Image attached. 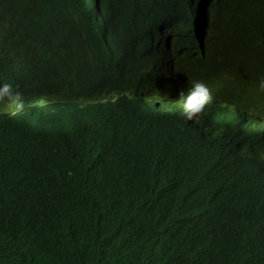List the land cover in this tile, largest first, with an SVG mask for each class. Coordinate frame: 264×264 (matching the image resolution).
Instances as JSON below:
<instances>
[{
  "label": "clouds",
  "instance_id": "obj_1",
  "mask_svg": "<svg viewBox=\"0 0 264 264\" xmlns=\"http://www.w3.org/2000/svg\"><path fill=\"white\" fill-rule=\"evenodd\" d=\"M72 1L24 11L45 47L15 52L25 87L0 74V177L20 193L0 215L24 203L42 254L72 204L149 198L165 264H264V0L214 28L233 0H189V23L177 0Z\"/></svg>",
  "mask_w": 264,
  "mask_h": 264
},
{
  "label": "trees",
  "instance_id": "obj_2",
  "mask_svg": "<svg viewBox=\"0 0 264 264\" xmlns=\"http://www.w3.org/2000/svg\"><path fill=\"white\" fill-rule=\"evenodd\" d=\"M36 2L45 5L48 0H0V74L9 75L23 87L25 82L14 59L15 52L40 50L47 41L44 36H35L31 31L21 32L24 11ZM177 3L178 16L189 23L192 2L177 0ZM243 7V0L230 1L226 11L219 10L218 15L212 13L210 28H214L216 20L227 19ZM40 8L43 9L42 6ZM212 63L217 64L214 59L207 58L204 71H220ZM247 71L235 69L241 78H247ZM254 78L260 81L264 72L255 71ZM36 81L44 85L42 91L49 89L43 81ZM36 180L32 179L30 184H35ZM12 193L20 194L0 177V197L5 198ZM20 204L14 212L0 215V264H165L168 252L172 250L168 227L159 221L149 198L126 196L116 207L108 204L96 210L80 203L72 204L67 210L49 217L52 240L50 250L42 254L35 248L42 237V223L28 216L27 206ZM2 237H9L14 243L4 242ZM159 247L162 250L154 252ZM163 247L170 248L167 252ZM49 253L52 261H47Z\"/></svg>",
  "mask_w": 264,
  "mask_h": 264
},
{
  "label": "water",
  "instance_id": "obj_3",
  "mask_svg": "<svg viewBox=\"0 0 264 264\" xmlns=\"http://www.w3.org/2000/svg\"><path fill=\"white\" fill-rule=\"evenodd\" d=\"M260 242H262V241H260L259 239H256L255 241H254V245L256 246V247H254V248H259V247H261L259 244H260ZM256 250V249H255ZM250 261H251V263L252 264H255L257 261H254L251 257H250Z\"/></svg>",
  "mask_w": 264,
  "mask_h": 264
}]
</instances>
